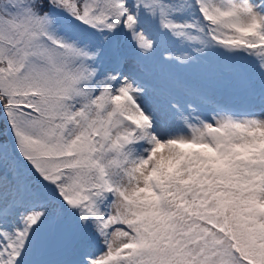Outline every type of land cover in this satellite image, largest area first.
<instances>
[{
    "label": "snow or ice",
    "instance_id": "1",
    "mask_svg": "<svg viewBox=\"0 0 264 264\" xmlns=\"http://www.w3.org/2000/svg\"><path fill=\"white\" fill-rule=\"evenodd\" d=\"M0 264H264V0H0Z\"/></svg>",
    "mask_w": 264,
    "mask_h": 264
}]
</instances>
